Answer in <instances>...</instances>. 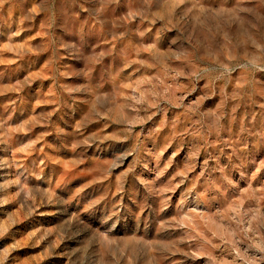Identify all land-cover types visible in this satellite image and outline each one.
Wrapping results in <instances>:
<instances>
[{
  "label": "rangeland",
  "instance_id": "rangeland-1",
  "mask_svg": "<svg viewBox=\"0 0 264 264\" xmlns=\"http://www.w3.org/2000/svg\"><path fill=\"white\" fill-rule=\"evenodd\" d=\"M0 264H264V0H0Z\"/></svg>",
  "mask_w": 264,
  "mask_h": 264
}]
</instances>
